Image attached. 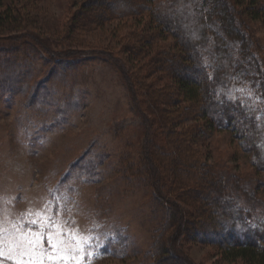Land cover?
<instances>
[{"label": "rangeland", "instance_id": "1", "mask_svg": "<svg viewBox=\"0 0 264 264\" xmlns=\"http://www.w3.org/2000/svg\"><path fill=\"white\" fill-rule=\"evenodd\" d=\"M14 1L22 29L0 32V227L29 238L44 231L43 249L55 255L48 243L51 235L53 244H62L72 255L67 264H155L154 234L165 208L158 203L141 148L149 127L150 148L163 146L161 132L155 131L160 115L149 108L140 86L130 89L113 58L136 79L137 71L146 73L148 61L158 54L157 45L175 37L150 42L135 59L130 32H143L147 16L87 28L86 13L80 16L82 9L73 0ZM247 21L245 33L259 44L256 51L264 61V20ZM16 35L23 39L13 40ZM96 50L112 58L84 54ZM156 80L155 75L148 78ZM208 140L209 163L245 178L252 175L250 158L227 133L201 141ZM162 169L159 165L164 173ZM245 195L241 199L248 217L264 221L262 189ZM189 215L194 216L192 211ZM170 231L161 227L160 244ZM89 235L101 243L104 236L115 239L98 249L103 255L92 258L76 245L77 237ZM177 237L182 252L177 245L166 250L165 264H242L219 262L214 248L188 233ZM34 258L66 264L41 255L39 245Z\"/></svg>", "mask_w": 264, "mask_h": 264}, {"label": "trees", "instance_id": "2", "mask_svg": "<svg viewBox=\"0 0 264 264\" xmlns=\"http://www.w3.org/2000/svg\"><path fill=\"white\" fill-rule=\"evenodd\" d=\"M4 2L0 0V32L21 30L15 1ZM73 3L82 9L80 16L86 13L87 28L102 27L112 19L147 16L143 32L137 28L130 32L128 44L135 59L150 42L163 35L175 37L172 43L157 45L158 54H149L152 59L146 73L137 71L136 79L124 63L113 58L130 89L140 86L149 108L160 115L155 131L161 132L163 146L150 148L153 134L149 127L141 148L142 160L152 169L156 198L165 208L160 229L154 234V263L165 264V251L171 252L175 245L182 252L177 235L188 233L214 248L213 256L219 262L264 264V221L250 219L241 199L250 191L264 192V61L256 51L257 42L245 33L247 20H264V0ZM20 36L12 39H23ZM84 54L112 58L99 50ZM153 75L157 80L148 82ZM140 115L149 122L145 112ZM215 133H227L250 158L252 175L245 178L222 164L209 163L210 141L201 140ZM159 165L164 173L159 172ZM161 227L166 233L171 229L162 244Z\"/></svg>", "mask_w": 264, "mask_h": 264}, {"label": "snow or ice", "instance_id": "3", "mask_svg": "<svg viewBox=\"0 0 264 264\" xmlns=\"http://www.w3.org/2000/svg\"><path fill=\"white\" fill-rule=\"evenodd\" d=\"M44 235L45 232L41 231L38 235L32 238L23 234L20 236H13L5 233L4 229L0 227V264H4L6 259L12 261V264H43L42 260L34 258L38 245L41 248V255L47 254L50 261L63 259L67 264V261L73 258L72 255L65 253L62 244H53L51 235L48 237V243L50 249L55 250V255H53L51 251L44 250ZM61 238L63 239V237ZM114 239V237L104 236L103 242L101 243L100 237L89 235L86 239L77 237L76 245L81 253L88 252L92 258H96L97 256L104 254L98 249L105 248L109 240ZM6 240L7 244L5 243Z\"/></svg>", "mask_w": 264, "mask_h": 264}]
</instances>
